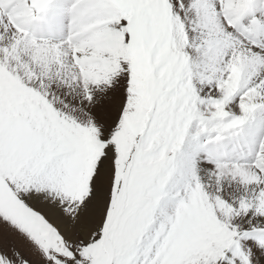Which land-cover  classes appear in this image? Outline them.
Segmentation results:
<instances>
[{"label": "snow or ice", "instance_id": "6c2138e0", "mask_svg": "<svg viewBox=\"0 0 264 264\" xmlns=\"http://www.w3.org/2000/svg\"><path fill=\"white\" fill-rule=\"evenodd\" d=\"M0 264H264V0H0Z\"/></svg>", "mask_w": 264, "mask_h": 264}]
</instances>
